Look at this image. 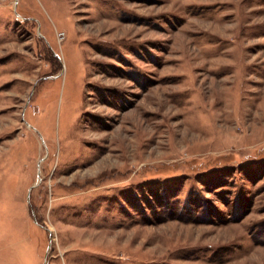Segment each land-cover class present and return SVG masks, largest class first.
<instances>
[{
	"label": "rangeland",
	"instance_id": "obj_1",
	"mask_svg": "<svg viewBox=\"0 0 264 264\" xmlns=\"http://www.w3.org/2000/svg\"><path fill=\"white\" fill-rule=\"evenodd\" d=\"M0 264H264V0H0Z\"/></svg>",
	"mask_w": 264,
	"mask_h": 264
}]
</instances>
